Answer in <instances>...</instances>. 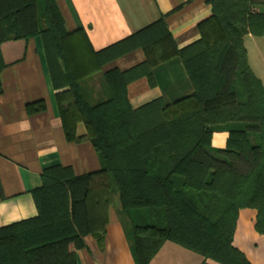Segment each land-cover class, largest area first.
Instances as JSON below:
<instances>
[{
  "label": "trees",
  "instance_id": "trees-1",
  "mask_svg": "<svg viewBox=\"0 0 264 264\" xmlns=\"http://www.w3.org/2000/svg\"><path fill=\"white\" fill-rule=\"evenodd\" d=\"M208 3L211 17L196 26L200 39L185 48L162 17L96 51L84 29L67 30L56 0H0V73L3 43L40 35L55 89H68L57 95L65 137L81 141L82 122L102 163L81 176L71 167L45 169L32 192L38 215L0 228V264H76L87 235L103 241L114 184L132 223L137 264H150L166 241L203 256L204 264H252L234 235L242 209L257 211L255 228L264 234V85L244 42L249 34L264 37V11H252L264 0ZM137 50L145 61L106 71L110 98L90 105L81 81ZM176 61L192 94L133 108L129 84L146 77L154 86L157 72ZM27 109L38 113L45 104ZM218 132L228 139L214 150Z\"/></svg>",
  "mask_w": 264,
  "mask_h": 264
},
{
  "label": "crops",
  "instance_id": "crops-1",
  "mask_svg": "<svg viewBox=\"0 0 264 264\" xmlns=\"http://www.w3.org/2000/svg\"><path fill=\"white\" fill-rule=\"evenodd\" d=\"M69 32L84 29L94 50L117 43L164 17L179 49L200 39L196 26L212 15L208 0H56ZM264 11V4L258 6ZM39 4L38 24L42 25ZM246 37L253 38V35ZM245 37V38H246ZM263 38V37H257ZM246 47V46H245ZM255 75L264 85V66ZM4 67L0 77V228L35 218L38 210L32 192L42 186V173L54 166L71 167L81 176L98 171L101 160L87 138L85 125L77 124L79 142L67 141L57 95L40 35L30 40H9L1 45ZM145 61L143 50L121 57L81 81L85 100L98 105L110 98L104 73L128 70ZM155 85L143 77L128 86V96L137 109L155 99L187 96L193 90L184 65L176 61L155 75ZM168 93V94H167ZM44 102L45 110L30 114L28 105ZM228 134L215 133L213 149H224ZM108 223L103 241L94 235L84 238L76 251V264H137L133 227L122 211L116 185L111 191ZM257 211L239 213L234 246L252 264H264V234L257 232ZM129 227L131 232H129ZM205 258L171 241H166L150 264H204ZM209 264H215L209 262Z\"/></svg>",
  "mask_w": 264,
  "mask_h": 264
},
{
  "label": "rangeland",
  "instance_id": "rangeland-1",
  "mask_svg": "<svg viewBox=\"0 0 264 264\" xmlns=\"http://www.w3.org/2000/svg\"><path fill=\"white\" fill-rule=\"evenodd\" d=\"M259 5L255 6L252 11L258 12L260 11ZM245 46L249 50L250 53V62L253 68L258 72L261 73L259 68L264 66V37L257 38V37H246L244 39ZM259 140L258 136H251L252 143H256ZM214 148V147H212ZM217 150V149H214ZM129 232H131V228L129 227Z\"/></svg>",
  "mask_w": 264,
  "mask_h": 264
}]
</instances>
